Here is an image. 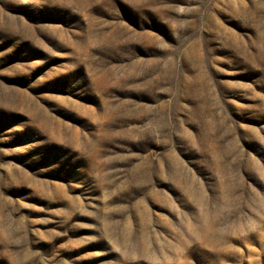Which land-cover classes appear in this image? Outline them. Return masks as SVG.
Returning a JSON list of instances; mask_svg holds the SVG:
<instances>
[{"label":"rangeland","instance_id":"rangeland-1","mask_svg":"<svg viewBox=\"0 0 264 264\" xmlns=\"http://www.w3.org/2000/svg\"><path fill=\"white\" fill-rule=\"evenodd\" d=\"M0 264H264V0H0Z\"/></svg>","mask_w":264,"mask_h":264}]
</instances>
